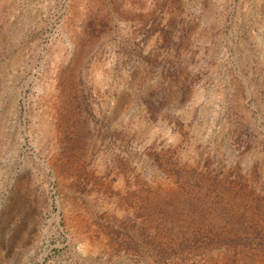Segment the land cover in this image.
<instances>
[{
    "label": "rangeland",
    "instance_id": "1",
    "mask_svg": "<svg viewBox=\"0 0 264 264\" xmlns=\"http://www.w3.org/2000/svg\"><path fill=\"white\" fill-rule=\"evenodd\" d=\"M0 264H264V0H0Z\"/></svg>",
    "mask_w": 264,
    "mask_h": 264
}]
</instances>
